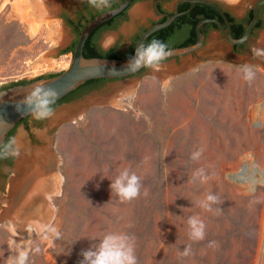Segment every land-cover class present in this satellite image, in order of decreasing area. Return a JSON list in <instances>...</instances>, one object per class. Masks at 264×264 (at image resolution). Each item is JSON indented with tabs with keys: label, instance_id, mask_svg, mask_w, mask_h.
I'll return each mask as SVG.
<instances>
[{
	"label": "rangeland",
	"instance_id": "rangeland-1",
	"mask_svg": "<svg viewBox=\"0 0 264 264\" xmlns=\"http://www.w3.org/2000/svg\"><path fill=\"white\" fill-rule=\"evenodd\" d=\"M213 1L238 17L254 0ZM40 2L0 0V88L65 71L73 60L65 52L89 13L98 11L88 0H59L58 11L51 12ZM154 2H136L115 31L101 34V51L126 56L134 50L159 19ZM176 2L161 0L165 11ZM214 36L194 53L169 58L160 71L146 68L108 82L58 105L50 118L31 117L29 131L17 129L19 156L5 167L0 184V264H8L14 242L40 248L30 264H79L81 251L109 232L135 237L139 264H264V59L252 52L264 49V31L238 55L214 47ZM244 64L256 72L250 84L238 69ZM199 149L202 156L193 162ZM32 150L49 154L40 174L55 188L42 200L48 214L43 227L29 202L17 197L8 203L13 180L23 178L17 170L21 153L30 156ZM124 168L143 183L141 196L130 203L110 190ZM198 168L212 177L208 183L190 182ZM209 191L223 201L219 214L195 206ZM190 215H200L207 226L202 242L188 238ZM49 228L61 238L45 240ZM209 241L218 246L209 248ZM189 244L193 255L181 257L178 250Z\"/></svg>",
	"mask_w": 264,
	"mask_h": 264
},
{
	"label": "clouds",
	"instance_id": "clouds-1",
	"mask_svg": "<svg viewBox=\"0 0 264 264\" xmlns=\"http://www.w3.org/2000/svg\"><path fill=\"white\" fill-rule=\"evenodd\" d=\"M91 7L97 10H103L112 6V0H88ZM254 58L264 59V49L252 48ZM171 56L167 44L160 40L153 39L146 45H141L135 49V54L129 58L125 70L129 73L139 71L141 68H148L160 71L164 62ZM243 74V79L249 84L256 78L254 66L244 64L238 66ZM58 99V93L53 89L42 85H34L32 90L16 105L17 111L29 113L36 119H46L54 115L53 105ZM15 139H11L3 148H0V159L9 157H18L19 148L15 146ZM203 149L194 151L190 159L193 162L200 160ZM106 177L101 176V179ZM212 177L204 168L196 169L191 176V183L206 184ZM107 179V178H106ZM99 187V185H97ZM143 183L141 177L130 168L120 170L110 183L111 193L123 203H130L141 196ZM254 191V189H253ZM143 195L147 196V189L143 190ZM90 202V201H89ZM91 203V202H90ZM223 201L220 197L209 191L195 201V206L206 213L219 214ZM188 238L192 242H202L206 239V224L200 215H190L187 218ZM51 233V237L45 234L44 239L54 242L61 238L60 233L55 228L44 230ZM216 241H209L208 247H217ZM179 251L181 257H190L193 255L191 245H186L183 251ZM39 247H27L14 242L11 254L8 256V264H30V256L38 254ZM69 254V252H68ZM80 255L82 259L79 264H139L136 255L135 237L125 232H109L99 239L98 243L92 244L87 250H82Z\"/></svg>",
	"mask_w": 264,
	"mask_h": 264
},
{
	"label": "water",
	"instance_id": "water-1",
	"mask_svg": "<svg viewBox=\"0 0 264 264\" xmlns=\"http://www.w3.org/2000/svg\"><path fill=\"white\" fill-rule=\"evenodd\" d=\"M135 1L136 0H123L121 3H118L116 7L106 10L90 20L80 32L73 54V60L70 66L59 75L51 78L37 79L24 85H17L10 88H0V148L5 143L8 134L17 126L20 121L28 117H33V115L29 113H21L17 111L16 105L32 90L34 85L46 86L58 93V99L55 102L56 104L88 81L96 79H107L113 81L125 80L136 76L139 72L145 69L141 68L137 72L129 73L125 70L129 59H89L84 56V48L90 35L101 25L109 22L124 11L130 9L135 4ZM191 2L193 4L203 3L209 6H214L209 2L201 0H194ZM40 3L42 5V8L46 11H58L59 0H41ZM263 4L264 0L260 1L255 6L253 12V20L241 38H232L229 32L217 20H202L196 27V33L198 37L197 43L189 47L169 49L171 51V56L169 58L191 54L200 50L204 44V35L200 31V27L204 23L214 22L219 25V27L224 32L227 40L231 44L240 45L247 42L250 38L254 26L257 24L259 17V8ZM179 15L180 14L177 11V13H175L174 15L168 16L167 20H165L164 22L155 24L145 30L139 37L135 49L141 45H145L146 41L153 34L169 27Z\"/></svg>",
	"mask_w": 264,
	"mask_h": 264
},
{
	"label": "flooded vegetation",
	"instance_id": "flooded-vegetation-1",
	"mask_svg": "<svg viewBox=\"0 0 264 264\" xmlns=\"http://www.w3.org/2000/svg\"><path fill=\"white\" fill-rule=\"evenodd\" d=\"M139 1H145V0H139ZM163 1H166L167 3L171 2V0H163ZM191 1H194V0H177L173 11H165L162 7L161 0H155L154 2L155 13L157 16H159V19L157 21L152 22L149 27L155 24L164 22L165 20H167L168 16L174 15L175 13H177V11L180 14L173 21V23L169 27H167L169 28L167 30V33H168L167 39L173 40V42L169 43L170 48H177L182 45L190 46V45L196 44L198 40L197 33H196V27L198 23L201 22L202 20H217L229 32L232 38L234 39L241 38L253 20V12H254L255 6L262 0H254L251 4H246L242 10V13L238 17L235 16L229 9H227L220 2L213 1V0H201V1L209 2L214 5V6H209L203 3L193 4ZM116 4L118 3L115 2V4H112L110 8L98 10L96 12H93V11L90 12L89 19L87 20V22L91 20V18L100 14L101 12L113 8ZM198 9H202V12L199 11ZM128 10L123 12L124 14L118 15L117 17L112 19L109 23L99 28V30L95 34L97 46H98V40L101 34L106 33V32L115 31L117 29V26L122 21L125 20L126 13ZM65 22L68 25L67 21ZM200 31L204 35V44L202 48H204L207 45L209 36L211 34H214L215 35L214 36V42H215L214 47H220L222 50L227 51L230 54H234V55L241 54L249 46L250 39H252L258 31H264V4L261 5L259 8L258 21L252 30L249 40L243 44H240V45L231 44L227 40L224 32L219 27V25H217L214 22L204 23L203 25H201ZM134 51L135 49L132 50L126 56L118 55L115 51H110L105 54L106 55L114 54L117 56V58L127 59L133 56ZM112 81L113 80L96 79L89 83H86L82 85L81 87H79L74 92L67 95L65 98H63L62 100H64V102H61L58 105L65 104V103H71L75 100H78L86 94L100 90L101 87H103L108 82H112ZM30 120H31V117H28L20 121L17 124V126L8 134L3 146L6 145L11 139H13L15 132L20 126H23L26 130L29 131L30 130V127H29ZM3 146L1 148H3ZM12 160H13V157H9L7 159H0V184L6 177L5 167H7V165L10 166Z\"/></svg>",
	"mask_w": 264,
	"mask_h": 264
},
{
	"label": "bare ground",
	"instance_id": "bare-ground-1",
	"mask_svg": "<svg viewBox=\"0 0 264 264\" xmlns=\"http://www.w3.org/2000/svg\"><path fill=\"white\" fill-rule=\"evenodd\" d=\"M138 13L139 12H137L136 15H138ZM46 24L48 26H51L52 22H46ZM24 150L25 149L23 148V151ZM28 152L30 153V156L25 154L26 152L21 153L20 159L18 160L17 170L23 175V178L13 180L11 196L10 199L8 200V203H12L14 199L17 197H19L18 198L20 199L19 201L26 200V202H29L31 205L30 209H34V211L36 213H39V216H41L42 219L39 222L40 224L39 226L43 227L48 222V216H47L48 214L45 213L44 207L42 205V200L44 196L48 194L51 190L55 191V188L54 185H52V183L48 181V178L44 176V174H40V172L41 171L43 172V170L46 169L45 165L46 164L48 165L50 159L48 153L46 154L43 152H37L33 150ZM41 154L44 155H42L40 159L39 156ZM37 160H38V164L36 165L35 162H37ZM49 168L51 169L50 164H49ZM49 210L51 209L49 208ZM26 214H30V212L24 213L23 215L21 214L19 215H21V217L23 218V216H25Z\"/></svg>",
	"mask_w": 264,
	"mask_h": 264
},
{
	"label": "trees",
	"instance_id": "trees-1",
	"mask_svg": "<svg viewBox=\"0 0 264 264\" xmlns=\"http://www.w3.org/2000/svg\"><path fill=\"white\" fill-rule=\"evenodd\" d=\"M137 1H139V0H136L135 1V3L137 2ZM112 4H115V2L112 0ZM117 6V4L114 6V7H116ZM113 7V8H114ZM109 10V9H108ZM199 11H201L202 12V9H198ZM106 11V10H105ZM198 11V12H199ZM104 12V11H103ZM125 12V11H124ZM102 13V12H101ZM121 14H124V13H121ZM97 16V15H96ZM94 18V17H93ZM93 18H91V20L93 19ZM90 21V20H89ZM88 21V22H89ZM111 21V20H110ZM109 21V22H110ZM88 22H86V24L88 23ZM109 22H107V23H109ZM67 23H68V25L69 26H72V23L70 22V21H67ZM107 23H105V24H107ZM105 24H103V25H105ZM103 25H101L100 27H98L91 35H90V37H89V39L87 40V42H86V45H85V48H84V56L86 57V58H108V59H120V58H117V56L116 55H114V54H109V55H106L103 51H101L99 48H98V46H97V44H96V37H95V34H96V32L99 30V28H101ZM84 26L85 25H83L82 26V29L84 28ZM82 29L79 31V35H80V32L82 31ZM169 28H167V29H164V30H161V31H159V32H157V33H155V34H153L147 41H146V43H145V45L147 44V43H149L150 41H152L153 39H156V40H160V41H162V42H164L165 44H167V46H168V48L169 49H174V48H170V46H169V43H171V42H173V40L172 39H167L168 37H167V35H168V33H167V30H168ZM76 43H77V41L65 52V53H73L74 54V51H75V47H76ZM190 46H192V45H190ZM182 47H189L188 45H182V46H179V47H177V48H182ZM127 59H129V58H127ZM120 60H126V59H120ZM146 69V68H145ZM145 69H143L141 72H143ZM141 72H139L138 74H140ZM60 73H58V74H50V75H48V76H41V77H38L37 79H42V78H51V77H54V76H57V75H59ZM137 74V75H138ZM91 81H93V80H91ZM91 81H88L87 83H89V82H91ZM27 83H29L28 81H25V80H23V81H19V82H15V83H12V84H10L9 86H7V87H5V88H10V87H13V86H17V85H24V84H27ZM86 84V83H85ZM61 102H64V100H62V101H59L58 103H56V104H54L53 105V108H55L58 104H60Z\"/></svg>",
	"mask_w": 264,
	"mask_h": 264
}]
</instances>
